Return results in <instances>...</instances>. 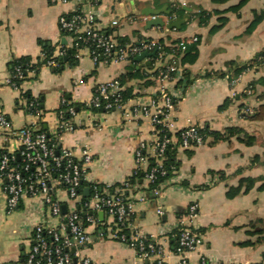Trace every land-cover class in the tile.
<instances>
[{
  "label": "crops",
  "instance_id": "0c3cea01",
  "mask_svg": "<svg viewBox=\"0 0 264 264\" xmlns=\"http://www.w3.org/2000/svg\"><path fill=\"white\" fill-rule=\"evenodd\" d=\"M91 1L0 0V112L9 120L12 131L29 126L54 133L58 130L61 100L66 99L73 107L75 104V115H69L75 129L64 133L61 145L78 153L89 147L94 159L88 179L115 185L132 176L136 149L142 141L153 137L151 118L134 117L117 110H97L88 102L97 84L137 70L145 77L124 83L132 93L129 106L139 99L146 102L156 86L151 78L156 50L146 51L149 55L141 59L137 58L139 54L119 64H108L95 62L86 49H81L74 53L75 64H65L59 72L42 65L38 71H30L18 89L6 83L11 76L9 63L21 57H31L36 62L43 54L42 43L54 46L55 50L71 47V39L61 33L59 19L77 8L88 7ZM163 1L166 0H101L94 7L95 22L117 42L159 40L169 44L177 38L188 42L199 40L198 57L192 64L181 65L173 55L165 56L166 62L179 69L170 84L173 90L182 93L170 115L175 131L190 124L221 133L229 127H238L254 135L256 141L246 145L236 136L218 141L209 137L203 145L178 148V166L163 181L160 196L151 189H141L147 201L135 204L134 225L156 236L164 246L167 261L175 264L178 258L173 252L172 234L183 225L181 219L189 204L197 202L200 214L194 226L202 234L203 243L197 252L189 255L192 260L205 256L213 264H264V242L259 241L257 234V220H264V118L251 117L264 104V83H259L264 80V67L252 68L237 77L218 74L226 71L229 61L247 62L264 50V19L254 30H249L255 13L264 12V0H247L239 9L231 7L241 0L225 3L169 0L183 6L187 12L183 17H170L167 5L158 6ZM165 6L168 12L146 14L147 8ZM200 9L218 12L212 14L207 24H201L197 17L189 18ZM157 17L162 18L164 25L149 24ZM114 19L117 25L112 24ZM178 19L185 20L180 28H167ZM186 71L192 79L188 85L184 79ZM25 91L32 95V100L40 98L43 109L29 111L27 99L20 98ZM247 108L255 112L247 114ZM10 130L2 131L0 145L17 153L19 146ZM256 156L258 160L252 163ZM244 179H254L255 183L249 186ZM141 184L144 183L140 179L133 186ZM61 197L63 211L73 210L74 206L63 193ZM159 205L164 209L163 215L157 212ZM100 217L106 218L104 214ZM49 221L47 208L39 196L27 198L14 211H9L0 182V264H24L34 226ZM93 237L92 243L83 250L93 263L137 264L131 247L100 237L98 232Z\"/></svg>",
  "mask_w": 264,
  "mask_h": 264
},
{
  "label": "built area",
  "instance_id": "2783aa9c",
  "mask_svg": "<svg viewBox=\"0 0 264 264\" xmlns=\"http://www.w3.org/2000/svg\"><path fill=\"white\" fill-rule=\"evenodd\" d=\"M94 7L95 3L91 1L88 7L77 8L59 19L60 30L70 33V46L75 47L76 52L86 49L95 62L119 64L145 51L162 48L159 40L119 44L96 25ZM112 24L117 25V19ZM67 49L57 48L49 58L42 54L44 65L58 67L56 59L64 57ZM154 61L151 78H154L156 86L146 102L139 99L129 106V99L123 97L125 85L118 78L97 84L88 102L90 107L97 110H117L134 117L144 115L151 118L154 135L142 141L135 151L132 175L142 173L141 182L144 184L141 185L133 186L127 179L119 186L88 179L90 164L94 159L89 147L78 153L71 147L61 145L64 133L75 129L71 120L66 118V114L75 115L74 107L66 99L61 100L58 130L54 133L29 126L12 131L9 120L0 112V138L2 131L10 130V135L19 146L18 152L14 153L0 145L4 149L0 152V182L6 193L7 208L14 211L21 201L39 196L50 219L48 223L34 226L24 264H95L83 254V250L92 243L95 232L100 237L122 242L135 250L137 264H170L159 239L134 225L133 209L137 202L147 201L141 189H151L156 196H160L163 182L157 183L158 177L174 172L173 166H166V152L170 146L194 148L205 144L207 136L203 127L196 124L175 131V122L170 115L182 93L173 90L170 84L175 81L179 69L165 61L163 52H159ZM236 82L237 79L232 81L233 84ZM6 83L19 88L11 76ZM35 101L31 100L27 108L39 112ZM254 112L252 108L246 109L247 114ZM135 189L138 190L134 192ZM60 193L72 203L73 210L63 211ZM157 212L164 214L161 205ZM101 214L106 218L102 219ZM199 214V204H189L185 217L181 219L183 225L172 234L173 252L178 258L175 264H213L205 256H200L196 261L189 256L197 252L203 243L202 234L194 226Z\"/></svg>",
  "mask_w": 264,
  "mask_h": 264
},
{
  "label": "trees",
  "instance_id": "16d2710c",
  "mask_svg": "<svg viewBox=\"0 0 264 264\" xmlns=\"http://www.w3.org/2000/svg\"><path fill=\"white\" fill-rule=\"evenodd\" d=\"M92 1H94L95 6L99 5L101 2V0H97V1L92 0ZM214 1L218 3H225L229 0H214ZM246 1L247 0H241V2L238 5H236L235 7H231V8L239 9L246 3ZM164 5L168 6L170 17H175V16L183 17L187 14L183 6L178 1L171 2L169 0H166L158 4L160 8L163 7ZM217 12H218L217 10L210 12L207 10L200 9L199 11L195 13H191L190 14L191 17L189 16V18L197 17L201 24H207L212 14L217 13ZM263 19H264L263 11L261 13H255L254 18L249 26V30L251 31L254 30L255 27H257V25L261 23ZM183 28H185V25H183ZM61 33L65 36H69L70 34L69 32L63 31V30H61ZM160 42H161L162 48L156 50L154 58L158 57L159 52H163L164 56L169 55V54L173 55V58L175 59V61L181 65L192 64L197 60L198 53H199V49H198V45L200 43L199 40L188 42L186 40L177 38V39L171 40L169 44H165L163 41H160ZM125 43H128V42L127 41L119 42V44L121 45ZM42 45H43L42 53L45 55L46 58L51 57L55 50L54 46L49 45L47 43H44V44L42 43ZM75 51H76L75 47H69L67 49L66 56L57 57L56 60L58 62V67H52L51 69L54 72H59L63 69L65 64H75L76 62L74 58ZM134 58L135 56L131 57V59H134ZM42 65H44V60H42L41 58H39L36 62L33 61L31 57H21V58H16L12 60L9 63V70H10V75L12 77L13 82H15L17 85L20 86L27 79L28 73L30 71H33V70L38 71V68ZM260 67H264V50L257 52L247 62H238L234 60L229 61L226 64V71H220L218 74L220 77H225L227 74L229 77L231 76L237 77L238 75L243 74L252 68L259 69ZM20 74L22 75V77H20ZM189 75L190 73L188 71L184 73V79L186 81V85L192 82V79L190 78ZM143 76L144 75H142L141 72L137 70L133 72L132 74L129 73V74L122 75L118 79L121 81V83L124 84L127 80L134 79V78H143ZM148 81L149 80L145 81L143 85L144 84L146 85ZM181 82H183V80ZM259 83L263 84L264 80L263 79L259 80ZM252 85H254V83ZM123 97L125 99H129L132 97L130 88L129 89L126 88V90L123 93ZM20 98L23 100L26 98L27 102L29 103L32 100V95L28 91H25V92H22ZM35 104L37 106V109H43L42 101L40 100V98L37 99V101H35ZM74 107H75V104H74ZM69 117H70L69 114H66V118H69ZM251 117L259 118V119L264 118V104H262L259 108V111L251 115ZM39 131H45L49 133L48 130L45 128H41ZM203 132L205 136H207V139L211 137L213 141L225 140V139L228 140L233 136H236L238 140L245 143L246 145H253L256 141V138L254 135H251L245 132L243 129L238 128V127H229L226 129L225 133L210 130L208 127H203ZM2 151H4V149L0 148V152ZM177 153H178L177 145H173L168 148L166 152L167 168L168 167L170 168L171 166H173L174 169H176V167L178 166ZM256 160H258V156L253 158L252 163H254V161ZM170 175H172V171L169 172L167 176H163V177L159 176L157 183L165 181L167 178L170 177ZM141 177H142V173L138 175H132L127 180L130 184L133 185V183H135L136 181L139 182ZM244 181L249 186H253V184L255 183L254 179H244ZM120 184L121 183H117L115 184V186H119ZM257 225H258L257 234L259 235V241L264 242V220H261V219L257 220ZM246 244L253 245L252 242H247Z\"/></svg>",
  "mask_w": 264,
  "mask_h": 264
},
{
  "label": "water",
  "instance_id": "95a60500",
  "mask_svg": "<svg viewBox=\"0 0 264 264\" xmlns=\"http://www.w3.org/2000/svg\"><path fill=\"white\" fill-rule=\"evenodd\" d=\"M163 12H168V10H167V6H165V7L162 8V9H152V8H147V9H146V14H155V15H159V14H161V13H163ZM184 22H185V20L178 19V20H176L175 22H170V23L167 25V28H180V25H181L182 23H184ZM149 24H154V25H164V21L162 20L161 17H157V18H155V19L149 21ZM145 55H149V53L145 51V52L141 53L137 58H138V59H141V58L144 57ZM64 209H65V208L63 207V210H64Z\"/></svg>",
  "mask_w": 264,
  "mask_h": 264
}]
</instances>
